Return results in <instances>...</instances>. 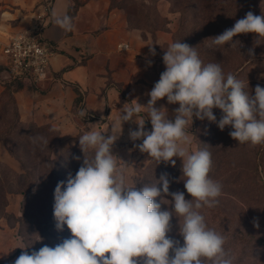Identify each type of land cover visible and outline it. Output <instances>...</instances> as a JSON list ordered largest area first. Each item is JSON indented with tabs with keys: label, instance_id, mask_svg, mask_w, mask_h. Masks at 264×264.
I'll return each mask as SVG.
<instances>
[{
	"label": "clouds",
	"instance_id": "obj_1",
	"mask_svg": "<svg viewBox=\"0 0 264 264\" xmlns=\"http://www.w3.org/2000/svg\"><path fill=\"white\" fill-rule=\"evenodd\" d=\"M53 17L63 30H73L71 16L53 13ZM249 33L255 34L257 41L264 38V14L249 11L231 28L208 39L213 45L223 46ZM150 52L156 54L154 48ZM248 54L253 55V49ZM163 63L165 71L148 93L147 105L125 103L111 127L119 128L121 133L125 122L136 123L138 127L129 130V138L142 140L135 146L158 164L174 166L173 158H180L184 187L191 199H186L182 191H169L167 173L157 181L162 188L157 183L142 188L129 186L125 170L112 153L118 136L89 130L79 136L83 164L74 177L69 175L66 185L60 181L54 190L55 227L63 231L66 225L71 237L55 247L44 245L30 254L24 251L15 264H232L224 248L226 238L209 228L199 211L219 203L222 186L209 177L211 153L207 149L189 150V128L194 117L207 119L221 131L231 126L229 135L240 144H264V87L256 85L251 94L246 90L248 81L232 73L225 75L219 63L205 65L195 47L181 41L168 46ZM164 98L169 104L179 105L174 120L167 118L164 107H156L157 101ZM214 108L222 112L218 121ZM142 109L147 110L151 131L145 129L146 120L136 119ZM80 115L86 113L81 111ZM38 139L49 144L43 137ZM87 150L93 151L91 158L85 155ZM162 204H171V210H162ZM173 216L179 219L182 246L167 235ZM254 227L259 228L258 221H254Z\"/></svg>",
	"mask_w": 264,
	"mask_h": 264
},
{
	"label": "crops",
	"instance_id": "obj_2",
	"mask_svg": "<svg viewBox=\"0 0 264 264\" xmlns=\"http://www.w3.org/2000/svg\"><path fill=\"white\" fill-rule=\"evenodd\" d=\"M5 1L9 2L8 6H14L13 11H4L14 22L7 24V15H4L1 32L23 30L33 24L41 0ZM77 1L74 28L70 33L56 25L54 17L46 28L45 37L57 46V52L51 58L53 77L41 88L27 83L14 91L19 115L24 122L53 125L59 131L62 142L74 140L89 130L118 136L112 153L117 156L116 159L123 161L129 153H133L134 148L129 130L138 126L132 121L125 122L121 133L119 128L112 129L111 126L125 103L147 105L150 99L148 93L166 66L158 64V58L150 52V48L156 52L153 38L143 37L141 30L130 28L126 16L110 8L109 0ZM73 4L74 0H55L53 12L69 15ZM120 43L129 46L118 50ZM4 60L0 55L2 69ZM4 89L5 85L0 84V95ZM78 97L82 100L76 103ZM156 107H164L167 118L174 120L175 109L179 105L169 104L164 98L157 101ZM81 111L86 115L82 117ZM146 111L142 109L136 119L146 120L151 125ZM88 114L92 115L91 118L87 117ZM175 161L176 164L181 163L180 159ZM0 162L16 172L23 169L2 140Z\"/></svg>",
	"mask_w": 264,
	"mask_h": 264
},
{
	"label": "rangeland",
	"instance_id": "obj_3",
	"mask_svg": "<svg viewBox=\"0 0 264 264\" xmlns=\"http://www.w3.org/2000/svg\"><path fill=\"white\" fill-rule=\"evenodd\" d=\"M7 3L9 2L0 0V30L2 28L1 24L4 21V15H7V18H5L8 19L5 20L7 24H13L14 22V20L9 17L8 13L4 14L5 10L13 11L14 9L13 4L8 6ZM77 4H79V1H77ZM235 4L241 6L240 2ZM109 6L110 8L122 12L126 16L130 28L141 30L143 37L151 36L153 38L158 64H164L163 55L168 46L171 43L181 41L182 43H187L191 47H195L199 58L205 65L210 62L219 63L223 72L227 75L226 67H232L239 59V56L245 57L249 49L257 50L255 53L259 55V58H252V60L248 58L245 62L247 67L237 75V78L245 82L248 81L249 89L246 90L253 95L256 85L259 84L264 87L263 41L250 40L243 34H240L233 38V42H229L226 45H213L208 38L219 35L225 30L214 33L208 30V32H210L209 34L201 36L195 35L193 30L190 29L193 23L192 19H185L184 13H182L183 5L179 3L174 6L171 0H109ZM249 6L260 8V15L264 14V0H256ZM0 34H2L1 31ZM257 43H259V45H257ZM231 53L234 56H231ZM224 56L231 57L227 66L224 65L225 61L220 59L224 58ZM8 83L2 84L7 85ZM4 94L5 95L0 99V131L4 134L8 131V142L11 148L16 150L19 149V144L22 143L18 136L21 134L22 128L20 124L14 126L13 111L15 109V103L7 93ZM213 113L217 117V121L222 116L220 109L214 108ZM45 128L47 130L45 131L47 138L54 136L51 142L53 145L51 150L52 157H58L63 148L76 146L82 151L79 145V137L68 142H62L59 140L60 134L54 131V128ZM232 130L231 126H226L225 129L221 131L216 123L209 122L207 119L202 121L194 117L193 124L189 128V136L192 141L189 150L194 152L207 149L211 153L212 167L209 172V177L219 182L222 186L221 188L226 193L221 194V197H223L219 200L221 206L230 211L234 210V213H237L236 216L238 217L244 216L241 221L233 220V226L235 227L238 223H241V228L247 229L256 236H264V196L257 193L256 190L257 184L264 185V150L262 162L259 164L257 170L259 178L254 179L250 167L254 162V153L258 152L259 154L260 148L262 149V144L256 146L251 145V143L240 144L229 135V132ZM40 137L41 136H36L37 142L39 143L43 142L38 139ZM47 138H44V141L47 140ZM140 143H142V140L132 142V146L134 147L132 149L133 153H129L126 160L120 161L117 159L118 166L125 170L126 183L129 186L135 185V187H137L140 185L143 179V172L147 170L148 164L153 159L149 157L147 153H142L139 148L135 146ZM91 151L92 150H87L86 152L90 153ZM93 155L94 153L92 151L90 157ZM222 158H225L228 164L221 161ZM173 159L176 160L180 158L174 157ZM180 161L181 163H175V166L182 170V160L180 159ZM231 195H237L239 198L236 199L233 196L232 198ZM23 197L24 195L19 193L9 194L6 210L15 215H20ZM241 200H243V202H240ZM32 206L33 203H31V207ZM242 209L244 213H242ZM250 209L253 210L252 212H259L262 218L255 219L253 216H249ZM254 221H258L259 228L254 227ZM19 228L20 223L14 221V218H8L6 216L0 217V260H10L15 257L18 249H26L25 242L19 234ZM172 229L174 231V239L180 242L183 241V237L179 234V230L176 231V229H179V219L176 216H173L171 220V231ZM54 230L55 229L52 231ZM170 232L167 233L169 237ZM56 233L57 230L54 234ZM49 241L55 245L57 242L61 243L62 240L59 235L56 239L50 236ZM232 256L236 257L234 261H232V264H264V255L257 254L256 256H250L246 253L243 254L242 248L239 245L233 250ZM136 259L139 260L140 258ZM207 264H211V261H207Z\"/></svg>",
	"mask_w": 264,
	"mask_h": 264
},
{
	"label": "trees",
	"instance_id": "obj_4",
	"mask_svg": "<svg viewBox=\"0 0 264 264\" xmlns=\"http://www.w3.org/2000/svg\"><path fill=\"white\" fill-rule=\"evenodd\" d=\"M254 1L256 0H171L174 6L179 3L183 5L182 13H184L185 19H192L193 22L190 29L193 30L195 35L200 36L231 28L236 20L244 18L249 11H252L255 15H260V8L249 6ZM239 2L241 6L235 4ZM76 8L77 1L74 0V4L70 6L69 12V16L72 17V22L73 16L76 14ZM208 30L211 31L208 32ZM70 32L67 31V33ZM243 35L250 40H255V34L249 33ZM259 41L264 42V38H260ZM255 51L257 50H253V55L251 56L248 54L249 51L245 57L239 56V59H236L237 62L232 67H226L227 73L230 72L236 76L239 75L247 67L245 62L248 58L251 60L252 58H259V55H256ZM231 56L234 55L232 54ZM220 59L224 60V65L227 66L231 57L224 56V58ZM0 70H2V67H0ZM24 84H27V82L21 80L11 81L5 85V89L0 95L1 99L5 95L4 93H7L15 103L13 122L14 126L17 124L21 125L22 132L18 136L22 143L19 144V149L13 150L8 142V131H6V134L0 131V140L4 142L8 151L20 162L23 168L21 172H16L5 163L0 162V217L6 216L8 218H14V221L20 223L19 234L25 242L26 249H18L15 257L12 258L13 260H0V264H15V260L24 251L30 254L32 251H38L44 245L55 247L59 244L57 241L55 245L51 243L49 241L50 236L56 239L60 235L62 241L71 237V232L66 225L63 231H58L55 227L53 216L54 190L60 181H64L66 185L69 175L71 174L74 177L84 160V153L76 146L63 148L58 157H52L51 150L53 145L51 142L54 136L47 138L45 132L47 130L45 127L54 128L53 130L58 134L59 131L50 124L38 125L34 122H24L21 120L14 91L24 86ZM81 100L82 98L78 97L76 103H79ZM145 126L148 131H151L152 126L148 121H146ZM36 136L47 138L45 141H49V144L37 142ZM263 150L264 144H262V149L260 148L259 154L258 152L254 153V162L250 167L254 179L259 178L257 170L259 164L262 162ZM91 153L92 151L90 153L85 152V155L91 158ZM221 161L228 164L225 158H222ZM165 173L168 174L170 180L169 191H182L185 193L186 199H191L190 194L187 193L184 187L182 170L175 165L173 166L171 163L161 162L158 164L155 159H152L147 166V170L143 172V179L137 188L157 183L161 175ZM156 186L162 188V184L160 183H157ZM256 190L257 193L264 196V185L257 184ZM11 193L24 195L21 202L20 215H15L6 210L8 195ZM222 193L225 192L221 188ZM232 196L236 199L239 198L237 195ZM165 198L171 201L170 196ZM221 198L223 197L220 195L218 200ZM156 200L159 202L160 197H157ZM240 202H243V200ZM31 203H33L32 207ZM171 207V204H162V210H171ZM250 210L249 216L251 215L255 219L262 218L259 212L256 213V211L252 212L253 210ZM199 211L204 216L207 226L226 238L224 248L229 253L232 261L236 258L232 256V252L238 245L241 246L243 254L246 253L250 256H256L257 254L264 255V236H256L247 229L241 228V223H238L235 227L233 226V220L241 221L244 216H236L237 213H234V210L230 211L226 209L221 206L220 202L213 208L205 206ZM241 211L244 213L243 209ZM53 229L55 230L52 231ZM56 230L57 233L54 234ZM170 237L174 239L173 229L170 232ZM180 245H183V241L180 242ZM106 255L110 254L106 253Z\"/></svg>",
	"mask_w": 264,
	"mask_h": 264
},
{
	"label": "built area",
	"instance_id": "obj_5",
	"mask_svg": "<svg viewBox=\"0 0 264 264\" xmlns=\"http://www.w3.org/2000/svg\"><path fill=\"white\" fill-rule=\"evenodd\" d=\"M55 0H41L33 24L23 30L0 34V55L4 57V68L0 70V84L14 80L27 82L36 88L43 87L51 79V58L57 52L54 42L44 35L53 20ZM118 44V49L122 50ZM2 84V85H4ZM92 115L88 114L90 118Z\"/></svg>",
	"mask_w": 264,
	"mask_h": 264
}]
</instances>
